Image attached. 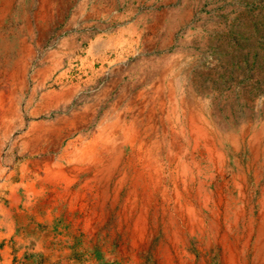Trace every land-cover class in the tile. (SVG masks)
<instances>
[{"label": "rangeland", "instance_id": "obj_1", "mask_svg": "<svg viewBox=\"0 0 264 264\" xmlns=\"http://www.w3.org/2000/svg\"><path fill=\"white\" fill-rule=\"evenodd\" d=\"M0 40V66H11L5 89L18 92L23 117L5 140L0 120V264H168L163 225L138 238L129 190L114 192L119 177L106 184L88 170L70 191L44 181L43 158L70 141L49 126L72 112L87 109V129L71 139L85 133L89 145L137 115L143 151L162 146L165 155L164 135L187 143L203 111L222 132L246 135L244 162L255 134L264 148V0H0ZM43 96L58 108L46 109ZM48 147L56 151L43 154Z\"/></svg>", "mask_w": 264, "mask_h": 264}, {"label": "bare ground", "instance_id": "obj_2", "mask_svg": "<svg viewBox=\"0 0 264 264\" xmlns=\"http://www.w3.org/2000/svg\"><path fill=\"white\" fill-rule=\"evenodd\" d=\"M6 4L9 6V0H6ZM1 44L5 45L4 41L0 40ZM32 55L33 53L28 56ZM10 68V61H6L4 67L0 66V120L6 123L2 137L4 140L13 132L14 123H23L18 92L14 93L13 88L7 91L5 89L9 85L6 78ZM22 71L24 77L26 69ZM18 86L22 87L23 83ZM62 92V95H71L74 88L66 93L62 89ZM61 94L58 95L62 97ZM44 98L41 97V103L46 109L53 107V104L58 105V102L45 105ZM28 105L31 106V101ZM9 110L7 121L6 113ZM86 110L72 112L69 116L60 118L54 123V128L49 126V129L56 131L57 136L60 130L64 132L63 137L70 141L56 158L53 155L43 158L45 182L56 180L59 186L70 191L74 185V176L87 174L88 170H93L94 176L101 177L106 184L119 177L115 182L114 192L119 193L125 188L129 190L127 210L130 209L135 214L138 238L146 236L150 231V224L163 225L168 264H264V148L261 134H255V142L249 144L250 148L247 145V162L239 158V153L246 150V135L236 137L222 132L203 111H199L196 119L190 121L191 132L187 143L179 142L176 137L168 142V135H164L161 144L168 146L165 155L162 146H153L154 148L143 151L142 148L147 146V136L139 130L137 115L132 117L130 128H123L122 122L117 121L115 126L104 131L96 143L89 145L85 133L80 134L76 140L71 139L76 133L87 129V124L84 123L88 117ZM121 119L124 122L126 116ZM117 135L132 152V157L127 161H124L125 154L117 146ZM30 140L38 141L36 137ZM0 144L2 145V141ZM54 149H42L43 154ZM32 150L36 153L38 148ZM136 153L144 162L141 163V168L135 164ZM206 161L207 164H204ZM28 187L33 188V184ZM107 190L108 188L105 192ZM258 191L261 196L255 202ZM154 208L156 211L153 213L151 210ZM157 211L160 212L157 214Z\"/></svg>", "mask_w": 264, "mask_h": 264}]
</instances>
